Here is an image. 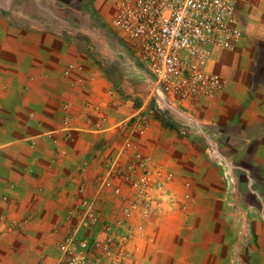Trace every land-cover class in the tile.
Instances as JSON below:
<instances>
[{"label":"crops","instance_id":"crops-1","mask_svg":"<svg viewBox=\"0 0 264 264\" xmlns=\"http://www.w3.org/2000/svg\"><path fill=\"white\" fill-rule=\"evenodd\" d=\"M7 1L0 6V264H54L82 201L101 215L82 235L105 237V219L127 232L128 142L151 181L158 170L168 181L149 213L130 221V256L118 264H264V0H237L242 37L207 65L226 85L214 99L188 104L157 89L110 25L118 0L100 7L76 0L72 8L67 0ZM141 111L149 113L147 128L136 132L132 119ZM191 118L202 133L180 131Z\"/></svg>","mask_w":264,"mask_h":264},{"label":"built area","instance_id":"built-area-1","mask_svg":"<svg viewBox=\"0 0 264 264\" xmlns=\"http://www.w3.org/2000/svg\"><path fill=\"white\" fill-rule=\"evenodd\" d=\"M236 3L237 0H118L110 25L129 40L134 56L154 77L157 89L179 104H188L214 99L226 85V80L207 65L217 51L234 50L242 37ZM157 108L165 116V109L161 105ZM148 118L149 113L141 111L132 119V129L144 132ZM178 127L181 132L191 129L202 133L193 118ZM125 149L131 153L128 179L134 188L121 208L122 225L128 231L121 234L105 219L101 226L105 237L82 235L83 228L96 226L101 219L92 201H82L73 213L69 233L59 244L60 255L54 264H102L103 260L118 264L130 256L124 249L126 240L133 235L130 221L136 213H149L155 193L163 189L168 176L158 170L157 179L151 181L141 151L129 142ZM137 171H143L145 176H137Z\"/></svg>","mask_w":264,"mask_h":264},{"label":"rangeland","instance_id":"rangeland-1","mask_svg":"<svg viewBox=\"0 0 264 264\" xmlns=\"http://www.w3.org/2000/svg\"><path fill=\"white\" fill-rule=\"evenodd\" d=\"M6 1L7 0H0V6L3 7L4 5H6L5 4ZM10 1H13V0H10ZM15 1H17V0H15ZM48 1H50V0H48ZM67 1H68V5H66V6L69 7V8H72L74 5H78L76 0H67ZM100 2H101L100 0H90V6H92V7H95V6L100 7L101 4H102V2L101 3ZM16 4L18 5V2Z\"/></svg>","mask_w":264,"mask_h":264}]
</instances>
